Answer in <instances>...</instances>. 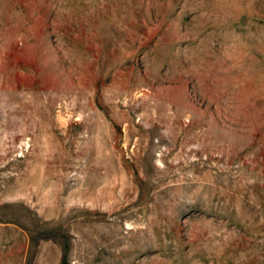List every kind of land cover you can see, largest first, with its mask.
<instances>
[{"label": "rangeland", "instance_id": "1", "mask_svg": "<svg viewBox=\"0 0 264 264\" xmlns=\"http://www.w3.org/2000/svg\"><path fill=\"white\" fill-rule=\"evenodd\" d=\"M0 264H264V0H0Z\"/></svg>", "mask_w": 264, "mask_h": 264}]
</instances>
